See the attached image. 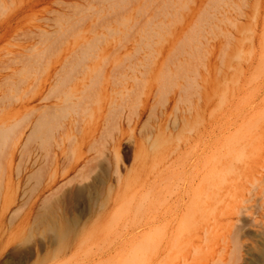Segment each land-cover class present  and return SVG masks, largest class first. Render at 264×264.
Here are the masks:
<instances>
[{
  "label": "rangeland",
  "instance_id": "rangeland-1",
  "mask_svg": "<svg viewBox=\"0 0 264 264\" xmlns=\"http://www.w3.org/2000/svg\"><path fill=\"white\" fill-rule=\"evenodd\" d=\"M234 137L189 264H264V0H0V264H121Z\"/></svg>",
  "mask_w": 264,
  "mask_h": 264
},
{
  "label": "bare ground",
  "instance_id": "bare-ground-1",
  "mask_svg": "<svg viewBox=\"0 0 264 264\" xmlns=\"http://www.w3.org/2000/svg\"><path fill=\"white\" fill-rule=\"evenodd\" d=\"M4 140L7 141V137H4ZM236 144L237 145L239 144V139L234 137L233 139L230 140L228 144L222 146V148L227 147L228 152H230L231 150V152L235 153V155H233L232 158L230 157L231 160L228 161V159L226 158L227 161H225L224 164L223 162L219 163L218 159H216V162L214 161L213 164L211 162L213 168L211 173L212 180L208 181V185L206 186L208 188L206 189L205 187L206 192L204 191L202 193L203 195H207L206 198H204L201 203L198 202L200 201L199 198H201L202 196V194H200L198 198H196L197 201L195 202L193 201L194 203L192 204V206H189L188 212L185 215L183 214L184 216L182 215L181 218L178 217L177 220H174V222L176 221V228L172 226L173 222L171 224L167 223V225L164 224L163 228L156 229L155 232L153 233L151 232L152 234H150V236L147 235L148 237L145 238L144 240H141L140 243L137 244V246L134 248L133 257H131L130 259L123 260L121 264H189L188 261L191 260L192 255L195 256L200 251V247L195 246V243L196 242L201 243L202 241L205 240V237H207L208 235V222L206 221H208L209 215H206L205 213L214 212L215 209L212 208L214 202L212 200L214 199L216 200L218 197L222 196V194H224L225 189L226 190L230 189L231 185L226 183H229V181L232 182L234 180V177H237L239 179L242 177V174L239 172L241 167L239 168V165H237V163H242V164L244 163L245 154L243 153L242 149L241 150L238 149V146L236 148L235 146ZM262 169L264 170V167ZM253 177L255 178L252 179L249 177L241 183L243 186L245 184L247 187L246 193L241 192V194L237 195V198H241L240 201L241 205L245 204L246 202H249L251 198L254 196L253 195L254 191L257 192V190H259L262 187V184L264 182V175L261 174L260 177H256L253 175ZM82 189H80V191ZM159 192L156 190L157 194L156 196H154L157 197V199L159 198L158 196L161 195L160 193H163V192L160 193ZM231 193L233 196L235 195L233 191ZM263 195H264V190H263ZM161 205H162L161 201L156 200L155 208L160 210ZM241 205H238V207L236 208V209L239 208L238 211L239 210L242 211L244 209V206ZM165 210H167V208L166 209L164 208V211ZM169 211L170 209L168 210V212ZM3 216L4 214L1 217L3 218ZM161 220L162 217L160 221ZM239 222H241V220H237V223ZM232 225L235 230L234 234H237L239 230L238 225L235 223H233ZM193 230L196 232L194 233ZM199 231H203L204 234L201 236L202 233H200ZM194 256L192 260L194 259ZM117 260L119 261L118 257ZM212 260L214 263L216 262L215 258L208 259V262H211ZM223 260L221 256L219 259H217L216 263L218 262L222 263L224 262Z\"/></svg>",
  "mask_w": 264,
  "mask_h": 264
}]
</instances>
